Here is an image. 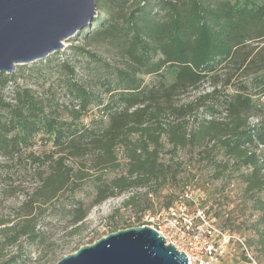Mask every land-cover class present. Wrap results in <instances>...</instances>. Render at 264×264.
Returning a JSON list of instances; mask_svg holds the SVG:
<instances>
[{"label":"trees","instance_id":"trees-1","mask_svg":"<svg viewBox=\"0 0 264 264\" xmlns=\"http://www.w3.org/2000/svg\"><path fill=\"white\" fill-rule=\"evenodd\" d=\"M94 2L101 16L90 36L114 42L127 62L113 76L97 77L92 87L67 77L60 95L57 87L37 93L16 84V75L0 74V159L22 162L23 169L28 163L37 183L14 219H0V248L44 235L35 213L45 208L66 215L71 225L82 222L89 208L76 193L85 183L94 192L91 207L136 190L147 196L186 185L201 168L216 181L226 173L237 176L259 214L258 243L264 248V73L250 84L225 81L224 88H233L229 94L214 81L247 42L264 38V3ZM73 52L81 54L79 48ZM60 67L73 75L72 67ZM144 77L151 81L144 83ZM206 80L210 91L175 103L179 93ZM37 146L45 148L40 155ZM185 149L198 151L196 162L174 161ZM10 167L1 166L0 175Z\"/></svg>","mask_w":264,"mask_h":264},{"label":"rangeland","instance_id":"rangeland-1","mask_svg":"<svg viewBox=\"0 0 264 264\" xmlns=\"http://www.w3.org/2000/svg\"><path fill=\"white\" fill-rule=\"evenodd\" d=\"M258 1L264 3V0ZM94 4L96 18L101 16V13L98 4L95 2ZM90 27L84 28L63 42L64 47L47 58L26 65H16L14 72L10 74L17 76L16 84L27 86L37 93L57 87L61 95L65 90L63 80L67 77L92 87L97 77H109L110 74L113 76V71L124 67L127 62L116 49L114 42L98 37L92 38ZM74 48H79L81 54L76 55L73 52ZM62 63L73 68L72 76L68 75L64 69L61 70ZM263 73L264 38L253 39L246 43L241 56L222 69L214 81L218 83V87H221L220 90L224 94H229L233 88H224L225 81L235 86L250 84ZM150 81L151 77H144V83ZM211 83L206 80L195 90L179 93L174 98L175 103L182 105L192 101L198 95L210 91ZM260 102L264 103V97ZM249 121L254 123L255 118ZM34 149L35 154L40 155L45 148L37 146ZM197 152L185 149L177 152L173 159L183 163L189 161L194 163L198 159ZM21 163L0 159V167L11 166L7 170L4 168L0 175V219L10 221L14 219L19 214L18 209L22 202L28 199L37 185L31 169H28V163L26 169L22 168ZM197 173L193 181L186 185H168L147 196L143 194L144 190H136L109 198L91 207L89 205L94 192L91 185L85 183L76 193V197L86 208H89L82 222L71 225L69 218L62 213H52L46 208L39 213L37 211L35 217L39 231H42L44 235H35L36 239L33 242L27 237H21L16 246L5 247L3 250L0 248V264H56L80 247L90 245L114 233L115 230L142 227V218L146 213L160 211L165 208L166 203H169V206L173 205L184 189H190L201 196L202 207L208 209L216 225L239 238L256 264H264V248L258 243L259 234H257L256 220L259 214L253 211L251 202L244 196V186L240 180L235 174L229 175V173L223 175L220 180H212L211 172L203 168ZM134 193L139 195L133 203L128 207H122L123 201ZM115 209L117 212L113 214ZM214 213L218 216H214ZM111 215H113L112 218H110ZM230 255L223 264H251L239 243L233 244Z\"/></svg>","mask_w":264,"mask_h":264},{"label":"water","instance_id":"water-1","mask_svg":"<svg viewBox=\"0 0 264 264\" xmlns=\"http://www.w3.org/2000/svg\"><path fill=\"white\" fill-rule=\"evenodd\" d=\"M96 14L94 0H0V74L60 51ZM164 240L148 226L119 230L56 264H189Z\"/></svg>","mask_w":264,"mask_h":264},{"label":"built area","instance_id":"built-area-1","mask_svg":"<svg viewBox=\"0 0 264 264\" xmlns=\"http://www.w3.org/2000/svg\"><path fill=\"white\" fill-rule=\"evenodd\" d=\"M201 204V196L186 189L173 205L146 213L142 227H150L165 239V245L171 243L177 252H183L189 264H223L234 243L241 244L251 264H256L242 241L218 227Z\"/></svg>","mask_w":264,"mask_h":264}]
</instances>
